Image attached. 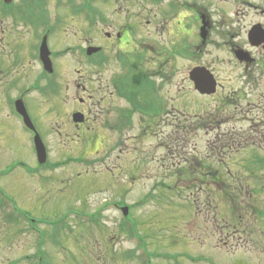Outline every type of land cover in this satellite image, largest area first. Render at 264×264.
Instances as JSON below:
<instances>
[{"label":"rangeland","instance_id":"rangeland-1","mask_svg":"<svg viewBox=\"0 0 264 264\" xmlns=\"http://www.w3.org/2000/svg\"><path fill=\"white\" fill-rule=\"evenodd\" d=\"M81 1L73 0L75 4ZM172 1L174 0H90L98 12L93 14V19L97 22L85 16L84 12H73V7L70 8L65 3L66 0H37L38 3L43 2L45 12L33 14L47 16L50 22L57 25L51 45L61 52L62 76L65 77L67 71L72 72L71 70L78 67L82 70L81 74L85 75L83 81L90 88L105 81L111 71L104 72L103 67L90 65L85 59L86 55L81 47L86 46L87 37H91L93 42L103 43L102 30H106L107 26L116 30L125 21L135 23L139 35L149 28L153 32L154 23H146L147 20L157 22L165 17L168 22L167 26L165 23L166 32H158L154 36L159 41L157 43L169 44L171 49H175L170 50L172 53H168L169 59L163 61L162 67L169 71L167 77L171 82L168 86L160 85L159 94L167 104L165 109L170 102L178 106L179 110H190L194 116L203 110L198 97L193 93L188 95L193 90L187 83L188 71L205 61L214 66L219 76L223 77L228 72V63L220 64L216 57L226 58L225 61L229 58L225 50L214 44L207 46L206 50L198 47L200 21L194 20L193 4L195 9L208 12L213 22L211 39L215 42L220 39L222 30L230 24L227 21L229 19L225 20L227 14L236 20L240 18L241 27L251 20L246 13L249 7H237L240 13L236 14L233 2L264 0H189L191 6L173 2L175 6L169 11V17L172 18H167L165 11L168 6L171 7ZM13 2L17 9H27L25 0ZM185 11L190 12L186 22L179 20ZM154 15H158V18H154ZM50 16L58 18V23ZM103 20L106 22L103 23ZM173 24L175 28L172 27ZM14 26L16 31L30 30L21 25ZM153 33L143 32L145 41L152 39L150 37ZM184 34L190 42L184 40ZM8 36L12 40L17 34ZM26 36L29 38L32 35ZM74 46L77 47L76 51L69 50ZM184 48L186 51H183ZM111 53L114 51L111 50ZM110 66L111 70L118 69L114 67V62ZM29 67L32 74L39 70L35 63ZM124 77L131 78L126 73ZM158 81L161 82V79ZM14 90L0 87V167L19 159L36 164V158L31 156V136L17 129L13 118L7 112L6 100L16 93ZM66 94L63 89L64 99ZM104 96V91L97 94L98 98L103 99L101 105L107 104ZM97 97L93 102H97ZM27 99L30 114H38L47 122L48 130L43 132L49 147V157L51 156L52 161L61 160L63 166L55 171L45 172L51 177L50 182L45 181V177L32 178L20 170L3 179L7 187L5 190L15 203L14 215H29L41 222L32 224L23 217L13 218V247L10 248L0 241V264H7V259L10 258H14L16 264H149L147 261L154 264H195L173 255L182 251L192 256L212 258L215 264H233L236 261L241 264H264V135L256 134L253 130L247 133L239 130L236 136L245 135L249 144L240 150L235 147L220 149L224 145L222 141L215 140L214 144L220 131H195L184 135L183 130L178 128L179 124L184 125L183 117L175 116L172 126L165 115H161L159 120L162 123L156 125L153 134L148 136L140 132L138 123L134 130L122 131L120 135L118 130L105 133L101 125L104 119H99L97 130L92 128L89 131L88 126H84L83 130L75 131L71 125H66L60 135L53 130V126L57 127V123L63 124L67 115L61 113L55 118L51 116L52 119L48 115V119L46 109L50 105L45 104L44 97L36 92L28 95ZM184 101H187L186 107ZM90 106L94 112L97 111L96 103ZM249 125V122L240 120L234 126L240 129ZM259 128L260 126L257 129ZM94 133L97 136L96 143L91 145L85 139ZM12 138L13 143L10 141ZM219 158L226 160L223 165H220ZM214 169L223 176V182L207 185L196 182L202 173ZM229 174L241 176L244 183H239L238 187L235 176H228ZM203 190L222 192V198L216 194L211 197H216L214 199L217 201V204H212L213 209L217 206L228 211L222 214L223 218L228 219L234 207H238L239 211L248 209L247 217L254 226L247 242L244 243L245 240L239 239V236L232 237L231 233L225 235L222 225L225 224V219L217 221L216 224L220 226L217 230L218 227L211 218L215 216L214 212L204 210L205 206H211L205 204L207 198ZM198 196L200 198L197 201L200 203L195 202ZM117 203L129 207L128 215L135 220L130 219L140 240L129 230L131 227L124 221L123 212ZM198 206L202 209L197 208ZM98 211V220L91 221V214ZM198 221L201 227H198ZM4 232H0V237ZM181 233V238L186 236L185 241H181L180 237L175 239ZM167 254L172 255V261L162 257ZM196 264L210 263L206 260Z\"/></svg>","mask_w":264,"mask_h":264},{"label":"flooded vegetation","instance_id":"flooded-vegetation-1","mask_svg":"<svg viewBox=\"0 0 264 264\" xmlns=\"http://www.w3.org/2000/svg\"><path fill=\"white\" fill-rule=\"evenodd\" d=\"M82 1L84 2V0ZM68 2H70V0H66L67 4ZM173 2L182 3L184 6L186 4L191 6L189 0H174L170 4L171 7L168 6V10L165 11V16L167 18H172L169 17V11L171 12L175 6ZM155 3L158 4L160 2ZM233 3L236 7V14L240 13L237 7H249L246 13L250 16L251 20L241 27L239 24L241 21L240 18L236 20L232 18L230 14H227L225 20L229 19L227 21L230 22V24L225 30H222L221 34H219L220 39L215 42L211 39L213 34V22L210 20L211 18L208 12L202 9H195V5L193 4L194 20L197 22L200 21V25L198 26V47L201 50H206L207 46L214 44L227 52L229 62L225 61L227 60L226 58L220 56L216 57L220 64L221 62L228 63V72L226 71L227 74L223 77L219 76L217 69L213 68L214 66L208 65L205 61H201L200 64L198 63L197 66L193 67L206 69L213 75L216 86L214 91L211 92H199L191 78L190 71L192 69L188 71L187 83L190 88L193 87V90L188 92V95L189 93L195 94L198 100H200L203 110V112L195 113L194 116H192L190 110H179L178 106L170 102L171 106L168 103L167 109H165L167 104L162 95L159 94L161 86H168L171 82V79L167 77L168 74H170L168 73L169 71L167 72L162 65L165 59H169L168 53L170 50L175 49L173 47L171 49L169 44L164 45L162 42L157 43L159 41L156 36H154L157 35L158 32H166L165 27L168 22L165 17L157 22L151 19L147 20L146 23H154V33L151 28L145 29L143 32L149 34L153 33L150 37L152 39L146 41L143 38V32L139 35L140 32L137 30L136 24L128 21L117 26L116 30H111V27L108 26L106 30H102L104 34L103 43L93 42L91 37H87L86 46L81 47V51L85 55L90 45H100L103 49L102 53L98 52L92 55H86L85 59L89 61L90 65L103 67L104 72L108 70L111 71L105 81H100L97 87L90 88L83 81L85 75L81 74L82 70L78 67H75L73 70L70 69L72 72L67 71L65 77L62 76L63 68L60 62L61 52L54 49L51 45V38L56 31L57 25L55 26L53 22H50V19H48L46 15V17H44V15L24 13V10L17 9L13 7V5H9L10 3L2 4V2H0V87H6L10 90L11 88L15 89L14 91H16V93H13L14 95L12 94V96L6 100L7 112H9L8 115L13 118V123H15L17 129L31 136V156L36 158L34 160L36 164H31L29 160L19 159L5 166L3 164V166L0 167V232H4L5 230L1 235L2 237H0L2 243L5 242L6 246L10 248L13 247L14 229L13 225H11L13 223V218L19 217L22 219L23 217L32 224L41 222L39 219H32L29 215H14L15 203L10 197V194L5 190L6 184L3 182V179L13 176L16 170H20L23 173L25 172V175L31 176L32 178H36L37 176L40 178L45 177L47 178L45 181L50 182L52 179L49 175L45 174V172L48 170L55 171L63 166L61 160L52 161L51 156L49 157V147L45 142L43 132L48 130L47 122L42 119L43 117L38 116V114H30L27 96L31 93L38 92L44 97L46 101L45 104L50 105L47 106L46 109L47 116L44 114L46 118H48L49 115L52 119L51 116L55 118L57 115H61V113L67 115V120L63 122V124L57 123L55 124L57 127L53 126V130L60 135H62L66 125H71L75 131L83 130L82 128L84 126H88L89 131L92 130V128L97 130V125L100 120L104 119L101 121V125L105 133L106 131L111 132L118 130V134L120 135L123 133L122 131L134 130L138 123L140 132L148 136L153 134L152 131L156 125L162 123V121L159 120L161 115H165L169 120V124L172 126H174L175 116L179 118L183 117L184 125L182 126L179 124L180 127L178 128L183 130L184 135H188L195 131H204L206 133L220 131L218 133V138L214 139V141H222L224 143L220 149H223V147L233 149L235 147L236 150H240L246 147L249 144L248 138H246L245 135L236 136L239 130L246 133L253 130L256 134L264 135V2ZM40 12H44L43 4L40 8ZM180 13L181 12H177V14ZM155 16L156 15L153 17L155 18ZM189 16L190 12L186 13L185 11L179 20H184V22H186L185 20L187 17L189 18ZM50 18L52 17L50 16ZM156 18H158V15ZM52 19L56 20V23L59 21L58 18ZM95 22H97V20H95ZM102 22L104 23L106 21L103 20ZM169 22L173 23L172 21ZM203 22L207 23V34L205 38L201 36L202 27L204 26ZM225 23L227 22L225 21ZM14 24L17 26L21 25L23 28L27 27V29L30 30L22 31L21 29L20 31H16L14 29ZM172 27L175 28L174 24ZM172 27L169 25V30H171ZM113 29H115V27H113ZM173 32L175 33V30H173ZM9 34H17V36H14L12 41L8 36ZM26 35L32 36L28 38ZM45 37L47 38L50 49L49 59L52 62L51 71L45 69V64L40 55V45ZM184 40L190 42L185 34ZM170 42L172 43L173 40H170ZM133 47L137 51L133 50ZM76 49L77 47L75 46L69 48L71 51H76ZM111 50H113L114 53H111ZM183 51H186V48H184ZM170 53H172V51ZM148 54H150V56H148ZM163 54L165 55L164 58L162 57ZM112 62L116 64L114 67H118V69L111 70L110 65ZM32 63H35V66L39 69L36 74H32L31 71L28 70ZM124 73H126V75L130 74L131 78L125 79ZM159 78L161 82L158 81ZM63 89L67 93L65 99L62 97ZM208 89L211 90L212 87ZM101 91L105 92L104 99L107 100L106 105L104 103L101 105L103 99L97 97V94ZM96 97L97 102H93ZM18 101H22L27 108L35 131L24 122L23 115L17 112ZM94 103H96L98 107H96V112L90 108V105ZM83 104L87 106L84 107ZM186 105L187 101H184V106L186 107ZM78 113H81L82 121H75V115ZM153 118H155V120H153ZM258 118H260V120ZM70 120L72 122H70ZM118 120L119 123L117 122ZM240 120L247 121L250 125L247 128L242 127L237 129L234 125ZM259 126L260 128L257 129ZM36 132L39 133L46 147L47 157L43 162H39L40 160L33 142ZM96 137V133H94L93 136L87 137L85 141L90 142L92 145L96 143ZM10 141L13 143L14 139L12 138ZM216 141L214 144H216ZM214 144L212 145L213 149L215 148ZM219 161L221 162L220 165H223L226 160L224 158H219ZM249 163L248 161V164ZM231 175L235 176L234 179L237 181L238 187L239 183H244L241 176ZM231 175L229 174L228 176ZM198 177L200 179L196 182H199L201 185H207L212 182H214V184L223 182V176L215 169L208 173H202L201 176ZM208 179L212 181H208ZM203 191L207 198L205 204L211 206L210 208L205 206L204 210L207 209L208 211H212L215 215L211 217L209 214H206V216L213 219L214 225L216 223L218 224L217 221L225 219V224H222L224 226L223 230L226 232L225 235L231 233L232 237L239 236V239L242 238L245 240L244 243L247 242L250 239V235H252L250 232L254 226L251 219L247 217L248 209L244 211L240 209L239 211L238 207H234L230 213V217L228 219L223 218L222 214L225 212L228 213V211L224 210L222 207L217 208V206L213 209L212 204H217V201L214 199L216 197H211L213 194H216V196L219 195V197L222 198L220 196L222 192H213L212 190ZM198 198H200V196L195 198L196 203H200V201H197ZM197 208L200 207L198 206ZM195 219H197V217L194 218V220ZM258 220H256V225ZM217 224L216 226L218 227ZM201 226L199 222L198 227ZM32 228L36 229V226L32 225ZM219 229L220 226L217 230ZM181 234L182 235H176L175 239L178 237L181 238L183 233ZM184 238H186V236H184ZM184 238H181V241H185ZM162 257L170 261L172 255L167 254V256L165 255ZM178 258H185L189 262L196 264L206 262L207 257H203V255H199L198 257L182 255ZM210 259V264H215L213 259ZM7 264H16L14 258L7 259ZM233 264L241 263L236 261Z\"/></svg>","mask_w":264,"mask_h":264},{"label":"water","instance_id":"water-1","mask_svg":"<svg viewBox=\"0 0 264 264\" xmlns=\"http://www.w3.org/2000/svg\"><path fill=\"white\" fill-rule=\"evenodd\" d=\"M12 0H5V2H11ZM204 26L202 27V37L205 38L206 34H207V31H206V26H207V23L206 22H203ZM101 50V47H89L88 48V54H92V53H95V52H98ZM40 55H41V58L45 64V69H48V70H52V62L51 60L49 59L50 58V51H49V48H48V45H47V41H46V37L44 38L42 44H41V47H40ZM205 70V71H204ZM191 72V78L192 80L194 81L195 83V86L196 88L199 90V92H211V91H214V88L216 86V83L214 82V77L213 75L206 69H203V68H195L193 69ZM211 88L212 89H208V88ZM18 110L20 113L23 114L24 118H25V121L27 123V125L29 127H32L34 129V125L32 124L31 122V119L25 109V106H24V103L22 101H19L18 102ZM82 115L80 113L76 114L75 115V120L76 121H82ZM35 146H36V150H37V153H38V157H39V162H43L45 161L46 159V148H45V145L41 139V137L39 136L38 133H36L35 135ZM124 210V213L125 214H128V208L125 207L123 208Z\"/></svg>","mask_w":264,"mask_h":264},{"label":"trees","instance_id":"trees-1","mask_svg":"<svg viewBox=\"0 0 264 264\" xmlns=\"http://www.w3.org/2000/svg\"><path fill=\"white\" fill-rule=\"evenodd\" d=\"M26 1V6H27V9L25 10V12L24 13H29L30 14V12H32L31 14H33V13H41V12H39L38 10H37V8L36 7H38L41 3H38V2H36L37 0H35L34 2H32L31 0H25ZM72 11L73 12H85L86 14H89L90 15V12L92 11L93 12V14H95V13H98L93 7H92V5L90 4V2L87 0V2H85L84 4H81V5H78V6H75V7H73V9H72ZM92 17V16H91ZM99 215H100V212L98 211V212H96V213H93V214H91V216H90V219H91V221H96V220H98V218H99ZM129 230H131V232L134 234V230L133 229H129ZM42 253V252H41ZM41 253H39V255H42Z\"/></svg>","mask_w":264,"mask_h":264}]
</instances>
